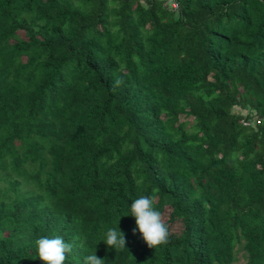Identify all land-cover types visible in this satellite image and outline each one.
<instances>
[{"label": "trees", "instance_id": "obj_1", "mask_svg": "<svg viewBox=\"0 0 264 264\" xmlns=\"http://www.w3.org/2000/svg\"><path fill=\"white\" fill-rule=\"evenodd\" d=\"M176 1L0 0V264H264V0Z\"/></svg>", "mask_w": 264, "mask_h": 264}, {"label": "clouds", "instance_id": "obj_2", "mask_svg": "<svg viewBox=\"0 0 264 264\" xmlns=\"http://www.w3.org/2000/svg\"><path fill=\"white\" fill-rule=\"evenodd\" d=\"M135 218L136 228L133 231L142 233V238L149 246L158 245L167 240L169 227L163 221L161 211L155 206L154 198L150 195H141L130 204V214ZM101 241L109 246H124L125 234L119 228L106 229ZM72 245L62 236H41L36 240V256L46 264H64L66 254ZM84 264H104V259L96 255V251L84 258Z\"/></svg>", "mask_w": 264, "mask_h": 264}, {"label": "rangeland", "instance_id": "obj_3", "mask_svg": "<svg viewBox=\"0 0 264 264\" xmlns=\"http://www.w3.org/2000/svg\"><path fill=\"white\" fill-rule=\"evenodd\" d=\"M234 112L235 113H241L242 115H247V111L245 110H242L241 108H238L236 107L234 109ZM189 118H186L185 116H182V120L185 121V120H188ZM171 208H167L164 212V214L162 215V219L165 223L169 222L170 220V215H171ZM170 227H171V231L174 232V233H180L182 231V228H183V223L181 221H177L173 224H169ZM237 264H247V256L245 255V252L241 249H238L237 251Z\"/></svg>", "mask_w": 264, "mask_h": 264}, {"label": "built area", "instance_id": "obj_4", "mask_svg": "<svg viewBox=\"0 0 264 264\" xmlns=\"http://www.w3.org/2000/svg\"><path fill=\"white\" fill-rule=\"evenodd\" d=\"M166 6L168 7V9L174 12H177L180 9V5L176 0H167Z\"/></svg>", "mask_w": 264, "mask_h": 264}]
</instances>
